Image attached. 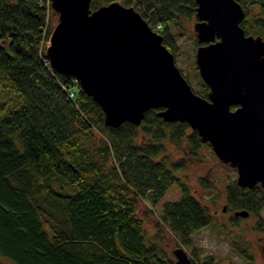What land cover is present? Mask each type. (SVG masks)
I'll use <instances>...</instances> for the list:
<instances>
[{"label":"trees","instance_id":"trees-1","mask_svg":"<svg viewBox=\"0 0 264 264\" xmlns=\"http://www.w3.org/2000/svg\"><path fill=\"white\" fill-rule=\"evenodd\" d=\"M112 1L92 0L91 9ZM119 1L154 29L161 25L156 30L174 54L173 27L182 33L196 18L195 0ZM238 1L246 33L264 38V0ZM55 15L50 0H0V254L15 264H175L162 243L169 231L198 255L194 233L212 224L214 214L176 173L187 164L172 159L167 147L188 145L186 157L194 158L207 142L188 122L164 120L157 108L140 124H106L98 102L50 65L46 48ZM208 92L204 82L199 94ZM176 182L181 197L161 204L150 237L139 204L156 205ZM200 183L214 186L207 177ZM225 191L232 223L239 226L234 212L246 209L264 236L262 187H241L227 177ZM236 237L231 244L245 264H264L241 234Z\"/></svg>","mask_w":264,"mask_h":264},{"label":"water","instance_id":"water-1","mask_svg":"<svg viewBox=\"0 0 264 264\" xmlns=\"http://www.w3.org/2000/svg\"><path fill=\"white\" fill-rule=\"evenodd\" d=\"M50 1L58 15L46 48L50 65L98 102L106 124H140L150 108L186 121L237 169L239 186L259 184L264 196V38L246 33L238 0H195L196 64L207 96L193 90L163 35L134 6ZM172 253L175 264H193L185 247Z\"/></svg>","mask_w":264,"mask_h":264},{"label":"rangeland","instance_id":"rangeland-1","mask_svg":"<svg viewBox=\"0 0 264 264\" xmlns=\"http://www.w3.org/2000/svg\"><path fill=\"white\" fill-rule=\"evenodd\" d=\"M122 2V1H121ZM126 5L124 2H122ZM196 18L185 23L186 29L179 33L173 27V40L177 44V52L174 54L175 62L181 69L191 87L196 92H201L203 79L196 66V49L194 44L196 32L194 22ZM58 22V15L51 19V31ZM152 25V24H150ZM156 28V27H155ZM16 103L19 102L17 94L14 95ZM168 152L172 159H183L187 166L185 169L176 173L186 180L191 189L198 197L208 203L214 214V222L194 233L195 245L200 249L198 255H193L190 248H186L190 257L193 255L196 264H204L208 256H212L210 264H245V260L232 247L231 239L242 235L249 244L250 249L255 255L256 262L264 263V236L263 233L254 228L255 217L248 215L239 220V226L231 221L233 211L228 210L226 205V183L227 177L237 178V169L228 163L222 162L213 151L211 144L207 143L198 156L194 158L186 157L184 150H190L188 145L184 149L173 143L168 144ZM200 177H207L213 180L212 188L204 189L200 183ZM182 191L180 185L176 182L171 185L165 193L163 199L156 205L148 200L142 199L139 204V213L144 218V224L148 236L152 237L157 232V215L161 204L166 200H176L181 197ZM164 247L172 252L179 245L175 236L169 231L164 234ZM0 264H15L9 257L0 254Z\"/></svg>","mask_w":264,"mask_h":264},{"label":"built area","instance_id":"built-area-1","mask_svg":"<svg viewBox=\"0 0 264 264\" xmlns=\"http://www.w3.org/2000/svg\"><path fill=\"white\" fill-rule=\"evenodd\" d=\"M160 26H161V25H160ZM160 26H158V27H160ZM158 27H157V28H158ZM157 28H156V29H157ZM69 96H70L71 98H73V97H74V92H73V91H70Z\"/></svg>","mask_w":264,"mask_h":264}]
</instances>
